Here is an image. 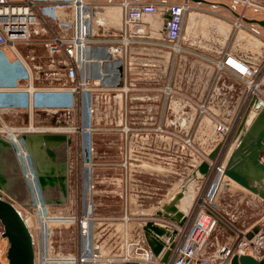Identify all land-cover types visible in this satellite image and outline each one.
Listing matches in <instances>:
<instances>
[{
  "label": "built area",
  "instance_id": "1",
  "mask_svg": "<svg viewBox=\"0 0 264 264\" xmlns=\"http://www.w3.org/2000/svg\"><path fill=\"white\" fill-rule=\"evenodd\" d=\"M203 5L209 6L210 10H202ZM102 6L119 8V28L114 29L102 21L99 30H96V9ZM222 8L235 17V20L230 22L232 31L246 29L256 39L264 41V28L244 20V13L248 10L264 19V0H0V61L6 60L7 54H11L15 66L25 78L23 85L0 81V139L17 152L21 151L26 161H31V153L24 144L23 136L65 135L69 141L71 136L77 135V158L82 162L78 169L77 182L82 199L79 196L78 219L76 216L68 219L74 222L78 220L79 240L77 257L70 255L71 257L62 260L63 263L230 264L233 256L247 255L256 260L264 256V223L262 227L236 228L213 209L212 200L221 182L224 179L229 180L224 175L226 164L221 161L224 148L237 132L244 117L256 110L255 103L259 101L262 104L256 114L264 108V92L261 93L264 88L262 54H258L262 57L259 60L257 57L250 58L230 49L220 51L214 58L198 52L206 43V30L211 20L207 14L214 15ZM200 10L204 14L199 13ZM147 15L161 17L162 39L147 37L142 28ZM20 47L42 48L48 57V63H55L64 71V81L55 78L58 83L54 85L37 84L39 74L47 76L51 65L44 69L41 65H35V56L23 55ZM135 47L168 51L182 62L190 57H201L212 64L215 75L231 74L241 86L237 109L244 115L239 126L215 124L218 138L220 141L224 140L223 143L217 144L221 145V151L217 158L211 161L208 155L213 148L196 163L197 171L203 162L209 164L207 173L199 175L200 179L204 177L206 186L192 208L182 212V224L159 216L158 212L163 210H155L141 218L142 221L135 227L133 239L124 256L109 254L105 257L101 253L103 246L94 234L97 222L96 204L93 202V161L97 120L103 118L105 120L102 123L113 128L120 126L117 129H121L125 135L130 133V130H141L144 135L150 130L155 134L164 132L160 123L154 124V128L148 125L150 122H156L154 120L159 115L155 107L133 105L136 101L145 102L151 98L140 94L141 89L133 88L129 81L125 83L123 69L126 65L129 66L130 53ZM263 51L260 47L258 53ZM148 64L153 62L147 60L144 65ZM157 90L165 100L177 93L171 85ZM145 91L146 89L142 90V93ZM188 100L186 103L191 104V97ZM196 103L199 114L206 115L207 105L201 100ZM16 111L44 113L51 116L53 121L48 124L32 121L26 125L9 126L4 122L3 115ZM136 111L140 114L139 122H136L134 118L137 117L132 115ZM69 113L76 114L75 123H66ZM236 126L238 127L235 131ZM186 143L190 144L189 140H186ZM262 161L264 162V159ZM27 168L31 170L32 178L29 180L27 175L25 178L32 187L31 192L36 194L34 200L31 199L32 212V209L37 211V200L39 197L43 198L44 193L39 186V175L34 167L32 169L30 165ZM21 215L23 218L24 215L33 217L36 221L35 213L28 211ZM54 219H59L56 222L62 223L64 217ZM122 220L126 224L130 221L132 223L134 215L124 214ZM36 222L39 227L42 219L38 218ZM147 222H152L163 230V234L159 236L163 249L158 257L154 256L144 236L143 227ZM221 222L231 231V238L210 251L209 238ZM34 228L35 226L30 229L34 264H53V259L50 258L52 230L49 224L46 221L38 242L33 237ZM1 233L0 226V235ZM167 251L169 257L163 263L161 259Z\"/></svg>",
  "mask_w": 264,
  "mask_h": 264
},
{
  "label": "rangeland",
  "instance_id": "2",
  "mask_svg": "<svg viewBox=\"0 0 264 264\" xmlns=\"http://www.w3.org/2000/svg\"><path fill=\"white\" fill-rule=\"evenodd\" d=\"M201 9L210 10V7L203 5ZM198 12L204 14L201 10ZM244 14L248 19H262L261 15H256L250 10L245 11ZM207 15L211 20H213L212 18L218 19L221 24L223 22L230 24V22L235 20L233 15L222 10L217 12L219 16H213V13ZM159 25L161 28L153 36L160 40L163 38L162 22ZM114 27L118 28L119 24H114ZM231 32L225 37L219 29L218 33H220V36H213L212 43L214 42L215 45L211 48L203 46L204 48L198 49V52L203 56L214 58L218 56L220 51L230 49L250 58L257 57L259 60L262 59L264 56L263 40L256 39L246 29L233 30ZM209 41L211 42V40ZM260 47L263 52L258 53ZM20 50L23 55H34V64L41 65L43 69L51 65V71H49L47 76L39 74L40 77L36 81L37 84L54 85L58 83L55 78H60L61 82L64 81V71L57 64L48 63V57L42 48L20 47ZM255 51L257 54H255ZM258 54H262V57ZM131 65H133L134 70L132 71L135 72L134 78H136L133 82L129 81L133 88L138 89L146 85L148 92L150 90L154 92L156 88L168 86L165 84V80L161 81L159 79V75L165 74L163 66L155 63L145 66L138 63H132ZM14 66L13 56L7 54L6 60L0 61V81L23 85L25 78L21 74L20 69L16 66L15 69ZM170 71L171 69L166 68L167 73ZM141 72L147 73L146 80L138 78L139 75L136 76V73L142 74ZM219 75L222 77L223 74H218L216 77ZM229 75L232 76L231 74ZM139 77L143 78V75ZM262 83H264L263 80ZM181 84H183V81H181ZM262 92H264V88ZM219 99L222 100V103L227 101L235 104L236 108L231 111L223 110L224 107L218 109L214 104L215 99L196 96L191 97V104L185 103L186 105H191L192 111L190 110L188 114L183 115L177 110H172L171 101L170 103L167 101L165 104L163 102L165 108L164 121L171 122L169 124L176 122L178 126L169 125V127L163 128L164 132L162 134H155L154 131L150 130L149 133L144 135L141 130H130V133L125 135L121 129H117L120 126L113 128L111 125L107 126L102 123L105 119L97 120L96 151L95 161H93L95 170L93 202L96 204L95 222H97L94 234L95 238L103 246L101 251L103 256L107 257L109 254L124 256L126 248L129 246L131 239H133L132 234L135 227L142 221L141 218H144L146 214L153 213L155 210H163L171 202L176 205L184 192H190L191 194L189 205L187 204L185 211H189L192 208L206 186L204 177L200 179L199 175L201 174L195 170V165L198 163L199 158L208 154L217 144H221L224 141H220L218 138L215 124H231V126L232 124L234 126L238 124L239 126L244 115V113L238 112L239 104L235 97L226 95L224 99L222 91H219L217 100ZM169 100L171 99L169 98ZM187 100L186 98L185 101ZM198 100L203 101L207 105L208 113L206 115L199 114L198 103H196ZM150 104L153 107L156 105L154 102H150ZM133 105L140 106V101L134 102ZM179 113L182 117H180ZM75 115V113H69L66 123H75V119L77 120ZM132 115L137 117L134 118L136 122L141 120L138 111ZM153 116H155V113ZM36 118L42 124H48L53 121L51 116L44 113H39ZM3 120L9 126H21L27 123L23 122L22 118L15 120L10 116H5ZM188 120H192L190 127L186 123ZM244 123L242 126H244ZM238 126H236L235 131ZM247 129L245 127L241 131L239 130L240 135L244 134ZM240 135L237 130L233 137L230 138L221 158L223 163L226 164L228 161L227 159L230 157H228V154L232 146L231 153L236 149V143L237 145L239 143L236 140ZM186 140H189L190 144H187ZM76 141L77 135L74 134L67 143H55L52 144V148H49L52 155L51 159H55L56 162L59 160L60 163L58 162L57 164L63 169L65 176L62 178L63 186L60 189L58 188L59 197H52L53 199H51L50 194L47 195L44 192L42 185L38 181L44 197L38 198L36 203L37 211L32 209V212H30L31 208H33L31 199L34 200L36 194L31 192L32 187L28 179L25 178L27 174L26 168L31 165L32 169L34 167L35 171L39 173L40 168L44 169V167H47V162L43 160L46 155L41 156L39 154L36 157L37 161L31 155L32 160L26 161L24 158L16 156L17 150L10 145L7 149L0 148L1 194L4 195L5 200H13L14 202H10L15 203V207L22 214L29 211V213H35L36 221L38 218L42 219V223L39 222L40 226L38 227V222L33 217L30 218L28 216L32 224L31 229L35 226L33 233L35 241L38 242L40 239L42 229L47 221L52 230L50 258L53 259V264H69L68 262L63 263L62 260L70 255L77 257L78 220L74 222L68 219L71 216H76L78 219V211H80L78 208L79 196L82 199V193L78 188L77 182L78 169L82 162H79L77 158ZM51 201L52 203H50ZM212 201L213 209L236 228L262 227V223H264V200L241 186L239 187L234 182L224 179ZM124 214L134 215L132 223L130 221L127 222L129 224H126L122 220ZM81 215L80 213L79 219H81ZM54 217H64L63 222H56L59 219H54ZM35 222L36 225H34ZM230 238L231 231L221 222L209 238L210 251H213L218 245L225 243ZM6 248L5 240L0 239V260L3 262L0 264H7L5 257Z\"/></svg>",
  "mask_w": 264,
  "mask_h": 264
},
{
  "label": "crops",
  "instance_id": "3",
  "mask_svg": "<svg viewBox=\"0 0 264 264\" xmlns=\"http://www.w3.org/2000/svg\"><path fill=\"white\" fill-rule=\"evenodd\" d=\"M156 1V0H151ZM208 1H220V0H208ZM225 8V7H224ZM224 8L221 10L224 12H227ZM97 17H96V25L95 28L98 31L100 28V22H106L108 25L113 27L114 29H117V27H114V24H121V13L119 8L117 7H97L96 9ZM213 16H219L217 13H214ZM103 19V20H101ZM105 19V21H104ZM213 20H209L208 28L206 30V43L205 46L211 48L215 43H212L213 36L219 35L218 33L219 29L222 32V35L227 37L231 31V25L227 23H219L218 19L212 18ZM161 17L159 16H149L144 19V25H142V28H144V31L147 34V37L150 39H154L153 34L157 33L158 30L161 28L159 23H161ZM118 27V28H119ZM211 40V42L209 41ZM219 46V45H218ZM136 53H138L136 55ZM147 60L152 61L153 63L163 66L165 69V74L159 75V79L165 80V84L171 85L172 88L176 90L177 93L173 94L171 96V100H165L163 96L157 92V88L152 92L151 90L148 92L147 86L143 85L138 90L141 89L140 94H146L148 98L150 97L151 100H146L145 102L140 101L141 107H147L148 105H151L150 102H154L155 111L158 112V116L156 119V122H150L148 123L150 128H154V124L160 123L163 125V128L169 127V125L178 126L176 122H173L172 124H169L171 122L164 121V104L165 102H172V110H177L178 112H181L183 115L188 114L191 109V105H186V98L189 99L190 97H205V98H211L212 100L215 99V106L220 109V107H224L223 110L225 111H231L236 108L235 104L224 101L222 103V100H217L219 91H222V95L225 99V96L235 97L238 101L239 97V91H240V85L236 81V79L229 74H223L222 77L214 75L213 76V67L211 66V63L203 58H194L190 57L187 58L186 61L182 62L180 61L177 56H174L173 53L165 52L163 50H158L157 48H149V47H135L132 48L130 53V64L129 67L127 65L124 67L123 72L125 75V83L128 81L135 80L134 73L132 70L133 65L132 63H138L140 65L145 66V62ZM166 68L171 69L169 73L166 72ZM137 74L136 76H142L139 77L141 80H146L147 73ZM162 76V77H161ZM224 76V77H223ZM216 77V78H215ZM165 78V79H164ZM181 81H183V84H181ZM200 88V89H199ZM146 89L145 92L142 93V90ZM199 99V98H198ZM200 101V100H198ZM164 102V104H163ZM182 103H184L182 105ZM153 104V103H152ZM139 106V107H140ZM162 114V117L160 115ZM37 115L38 114H32L26 111H16L13 113H8L3 115V118L5 116H10L12 119L19 120L20 118L23 119V122H36L37 121ZM180 117L182 115L179 113ZM191 121L188 120L187 126H191ZM26 123V124H27ZM190 123V124H189ZM52 144H44L42 150H40L41 156L43 157V160L46 163V168L39 169V176L41 177L43 184V190L44 192L50 196L51 199L58 198V188L63 186L62 178H64V172L63 169L59 167L57 164L59 160L56 162L55 159H51L52 155L49 150V148H52ZM44 153V154H43ZM43 154V155H42ZM48 156V157H47ZM263 162V161H262ZM60 163V162H59ZM264 163V162H263ZM4 195L2 194V197ZM53 197V198H52ZM4 198V197H3ZM7 199V198H6ZM11 202H14L11 199H8ZM13 204V203H12ZM15 204V203H14ZM1 256V253H0ZM2 260H0V263ZM3 263V262H2ZM5 264V263H4Z\"/></svg>",
  "mask_w": 264,
  "mask_h": 264
},
{
  "label": "water",
  "instance_id": "4",
  "mask_svg": "<svg viewBox=\"0 0 264 264\" xmlns=\"http://www.w3.org/2000/svg\"><path fill=\"white\" fill-rule=\"evenodd\" d=\"M145 17H149V15ZM244 20L264 28V19L245 18ZM261 106V102L255 103L256 109H260ZM245 120L246 117L238 128L239 134ZM22 138L35 161L38 160L36 157L40 154L44 144L68 142L65 135H25ZM0 148L7 149L9 144L0 139ZM220 150L221 145H217L208 155L209 160L214 161ZM262 159H264V108L260 110L244 134L240 135L237 148L232 151L226 162L224 175L264 200V163ZM208 169L209 164L203 162L198 167V172L205 175ZM39 182L41 185L43 184L40 176ZM1 188L0 181V226L2 227L0 239L5 240L7 244L5 250L7 264H34V246L30 230L15 205L2 197ZM158 215L177 221L179 225L184 221L182 212L177 209L174 202L166 205L162 212H158ZM143 231L152 253L158 257L163 249V244L159 239L163 230L152 222H147ZM168 257L169 251L163 255L161 261L165 263ZM230 264H264V256L259 260L247 255L233 256Z\"/></svg>",
  "mask_w": 264,
  "mask_h": 264
},
{
  "label": "bare ground",
  "instance_id": "5",
  "mask_svg": "<svg viewBox=\"0 0 264 264\" xmlns=\"http://www.w3.org/2000/svg\"><path fill=\"white\" fill-rule=\"evenodd\" d=\"M257 110V109H256ZM256 110L254 111V110H252V112H250L248 115H247V117H246V120H245V124H244V126L242 127V129H244L245 127L246 128H248L251 124H252V122L254 121V119L257 117V115L259 114V112L256 114ZM259 110V109H258ZM240 135V134H239ZM239 137V136H238ZM240 138V137H239ZM239 138L236 140V142H239ZM236 146H237V143H236ZM235 146V147H236ZM235 147H234V149H235ZM237 148V147H236ZM233 149V146H232V148H231V150ZM231 150H230V152H229V154H228V157L230 156V153H231ZM16 156H20L22 159L24 158V154L21 152V151H19V152H17L16 153ZM228 160V159H227ZM26 172H27V178L29 179V180H31V177H32V173H31V170H27V168H26ZM230 180V179H229ZM231 181V180H230ZM233 182V181H232ZM240 187V186H239ZM190 196H191V194H190V192H184V194H183V196L179 199V201H177V203H176V207H177V209L179 210V211H181V212H185V210H186V208H187V206L189 205V201H190ZM188 204V205H187ZM24 221H25V223H26V226H27V228L30 230L31 229V226H32V224H31V222L29 221V217L28 216H26V215H24Z\"/></svg>",
  "mask_w": 264,
  "mask_h": 264
}]
</instances>
